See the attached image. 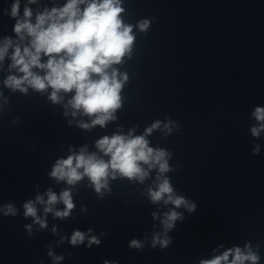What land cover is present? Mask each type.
Instances as JSON below:
<instances>
[{
    "label": "clouds",
    "instance_id": "1",
    "mask_svg": "<svg viewBox=\"0 0 264 264\" xmlns=\"http://www.w3.org/2000/svg\"><path fill=\"white\" fill-rule=\"evenodd\" d=\"M35 3L36 0H28ZM20 0H15L11 5V16L17 18L20 15ZM83 5V8H81ZM124 9L120 6V0H67L62 8L45 10L37 14L35 23L32 22V10L25 6L23 17L16 20L14 32L24 40L30 38L28 46L21 48L17 45L11 55L10 67L17 69L22 76L10 75L5 85L13 90L27 92V85L37 91L52 89L50 99L59 102L60 93H74L68 101L73 115L76 111H82L87 116H94L92 125L104 126L107 121L113 119V113L121 106L120 91L123 81L118 79V73L112 65L119 64L122 58L131 53L135 37L132 34V26L124 24L121 13ZM148 21L139 24L141 31L146 30ZM12 45L10 38H5L3 46H0V61H3ZM46 56V62H41V57ZM33 69L43 71V75L34 72ZM111 69V70H110ZM126 80L127 77L125 76ZM258 126L251 128L253 137H258L264 131V107H256L252 113ZM159 121L146 129L145 135H113L97 141L96 147L110 159L105 161L95 153L86 154L81 150L79 154L69 155L67 159L58 160L50 175L58 181H66L68 185H74L84 176H87L95 186L97 193L107 188V179L115 173L129 179H138L143 182L148 176L142 165L149 169L159 165V172L169 171L165 159L167 153L161 149L149 147V141L145 138L153 129L159 127ZM88 128L90 125L81 124ZM167 128L168 125H165ZM170 131V129H169ZM259 147L254 149L258 154ZM82 170V171H81ZM159 179V177H158ZM47 206L44 211H53L52 206L57 202L65 205L63 211H56L55 216L64 218L70 214L74 207L70 190H65L57 196L49 190L47 192ZM167 197L166 199H164ZM150 198L155 202L164 199L165 204L172 203L177 208L185 205L189 211H194L195 205H188L183 197H175L173 188L168 179L158 185L157 190H150ZM36 201L45 203L43 197L37 196ZM25 216H31L45 227V223L37 216V209L32 201L24 204ZM7 214L15 215V209L7 206ZM155 215V214H153ZM180 214L174 210L165 214L162 224L166 229L174 226ZM91 231V230H89ZM85 234L75 231L71 237V244L83 243ZM162 247H166L167 240L157 241ZM99 244L96 237L89 239V247ZM130 247L139 248V241L133 239ZM233 259L230 264H257L259 257L248 250L245 254L240 248L224 252L212 260L202 261V264H228L229 256ZM56 259H60L57 257Z\"/></svg>",
    "mask_w": 264,
    "mask_h": 264
}]
</instances>
